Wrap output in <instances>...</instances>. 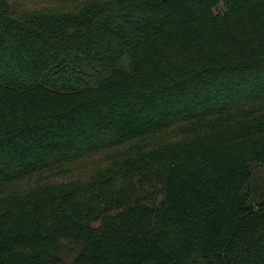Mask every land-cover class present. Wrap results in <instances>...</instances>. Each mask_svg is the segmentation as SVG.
Returning a JSON list of instances; mask_svg holds the SVG:
<instances>
[{
	"label": "trees",
	"instance_id": "16d2710c",
	"mask_svg": "<svg viewBox=\"0 0 264 264\" xmlns=\"http://www.w3.org/2000/svg\"><path fill=\"white\" fill-rule=\"evenodd\" d=\"M73 1L0 0V264H264V0Z\"/></svg>",
	"mask_w": 264,
	"mask_h": 264
},
{
	"label": "rangeland",
	"instance_id": "374dc122",
	"mask_svg": "<svg viewBox=\"0 0 264 264\" xmlns=\"http://www.w3.org/2000/svg\"><path fill=\"white\" fill-rule=\"evenodd\" d=\"M16 10L21 11H33L42 8H61L73 6V0H8ZM102 149V148H101ZM94 150L88 153L82 159L73 163H68L65 167L66 172L63 174L65 180H84L94 169L102 166L104 161L106 148L102 151ZM27 182H20L18 188H26ZM71 245L66 243L61 252L56 256L57 264L67 261L71 257Z\"/></svg>",
	"mask_w": 264,
	"mask_h": 264
}]
</instances>
